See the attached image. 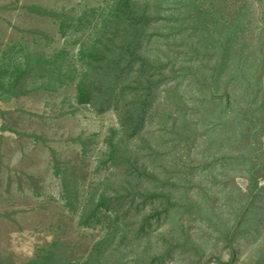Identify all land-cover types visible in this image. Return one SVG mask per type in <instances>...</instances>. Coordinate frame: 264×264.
<instances>
[{
  "label": "trees",
  "instance_id": "16d2710c",
  "mask_svg": "<svg viewBox=\"0 0 264 264\" xmlns=\"http://www.w3.org/2000/svg\"><path fill=\"white\" fill-rule=\"evenodd\" d=\"M256 3L255 45L248 42L253 11L245 0H112L79 46L75 65L33 51L0 67L1 100L69 85L77 101L112 106L121 127L107 135L98 160L105 172L79 206L78 225L98 224L102 236L79 256L55 239L25 264H165L172 250L171 264H264V208H248L264 172V75L256 76L264 73V0ZM185 79L193 93L180 88ZM222 140L235 142V160L205 152L207 144L217 149ZM196 143L198 169L206 172L189 168L187 150ZM218 161L219 167L241 162L243 172L232 177L247 179L245 200L229 202L232 192L226 190L209 199L203 189L190 188L192 182L219 183L222 172H213ZM62 179L71 206L77 192ZM186 207L191 212L184 220L195 219L197 228L226 247L225 259L218 249L209 260L206 240L185 221L167 220L152 234L154 217L169 210L183 216ZM243 235L256 242L240 262L233 240Z\"/></svg>",
  "mask_w": 264,
  "mask_h": 264
},
{
  "label": "rangeland",
  "instance_id": "374dc122",
  "mask_svg": "<svg viewBox=\"0 0 264 264\" xmlns=\"http://www.w3.org/2000/svg\"><path fill=\"white\" fill-rule=\"evenodd\" d=\"M245 1L253 11L248 42L255 45L258 4L256 0ZM111 2L0 0V67L3 64L11 67L23 60L25 53L33 51L48 56L54 54L61 63L75 65L79 46L92 35ZM185 81L180 88L193 93ZM222 85L224 79L219 82V86ZM113 127L121 131L112 106L77 101L74 88L69 85H62L55 92L35 91L3 100L0 97V264H25L37 249L55 239H61L73 254L79 256L102 236L100 225H78L77 218L80 204L88 198L105 172L98 160ZM201 128L206 132L204 127ZM198 139L204 140L202 137ZM232 147L235 148V142L227 146L226 140H222L217 149L207 144L205 152L216 150L219 155L216 158L221 156L222 162H228L235 160ZM187 151L191 172H206L198 169L202 163L198 157L201 151L198 143ZM231 162L224 167H219V161L218 164L215 162L216 165L213 163V172H222L219 183L192 182L190 188L203 189L200 193L207 192L209 199H218L226 190L232 192L229 202L237 204L245 200L247 179L244 175L232 177L233 172H243L244 168L241 162ZM56 163L60 166V173L54 171ZM238 164L239 167L235 168ZM260 174L261 189L256 190L253 204L248 207L255 211L264 208V172ZM64 175L67 185L77 192V199L71 206H67L63 197ZM140 207L139 216L146 211V202ZM190 212L191 208L186 207L183 216L169 210L162 217H154L152 234L167 220L186 222L184 219ZM208 216L209 223H212L211 215ZM261 219L259 223H264V212ZM238 221L237 227L243 224ZM186 223L190 230H199L201 241L206 240L203 251L209 260L211 253L218 249L216 254L224 259L228 256L226 247L215 244L206 229L197 228L198 221L194 219ZM215 225L217 229L221 226L217 220ZM255 242L256 236L248 235L233 240L238 261L248 256ZM174 252L168 254L165 264L175 261ZM208 264L216 262L213 260Z\"/></svg>",
  "mask_w": 264,
  "mask_h": 264
}]
</instances>
